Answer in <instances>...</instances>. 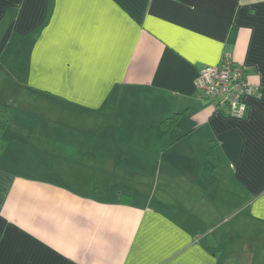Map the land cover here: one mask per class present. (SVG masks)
<instances>
[{"label": "crops", "instance_id": "0c3cea01", "mask_svg": "<svg viewBox=\"0 0 264 264\" xmlns=\"http://www.w3.org/2000/svg\"><path fill=\"white\" fill-rule=\"evenodd\" d=\"M6 40L0 264H264V0H0Z\"/></svg>", "mask_w": 264, "mask_h": 264}, {"label": "built area", "instance_id": "2783aa9c", "mask_svg": "<svg viewBox=\"0 0 264 264\" xmlns=\"http://www.w3.org/2000/svg\"><path fill=\"white\" fill-rule=\"evenodd\" d=\"M198 95L214 98L217 107L234 116H241L246 107L245 97L257 88L244 77V67L224 52L215 64L201 66L194 79Z\"/></svg>", "mask_w": 264, "mask_h": 264}, {"label": "rangeland", "instance_id": "374dc122", "mask_svg": "<svg viewBox=\"0 0 264 264\" xmlns=\"http://www.w3.org/2000/svg\"><path fill=\"white\" fill-rule=\"evenodd\" d=\"M5 42H6V46L4 47V49L0 55V62L7 61L16 55V52H15L16 49L14 47H12V43L8 42L7 40ZM19 54L23 55V52H20ZM0 70L7 71V75H14V72H10L13 70L8 66H0ZM15 73L18 74V72H15ZM0 89H1L0 90L1 96L5 95V94L8 95L9 97L11 96V93H12V86L11 85L2 84L0 86ZM171 171H172V168H171ZM170 174H171V172H170ZM169 181H170V176H169ZM168 188H169V184H168ZM166 197H167V195H166ZM240 237H242V235Z\"/></svg>", "mask_w": 264, "mask_h": 264}, {"label": "trees", "instance_id": "16d2710c", "mask_svg": "<svg viewBox=\"0 0 264 264\" xmlns=\"http://www.w3.org/2000/svg\"><path fill=\"white\" fill-rule=\"evenodd\" d=\"M177 115H175L174 117H176ZM7 119V113H6V110L4 108H0V125L2 123H4ZM173 121V118L171 119H168L166 122L167 125L171 124Z\"/></svg>", "mask_w": 264, "mask_h": 264}]
</instances>
